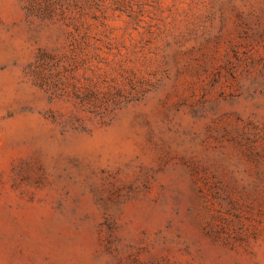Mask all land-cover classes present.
<instances>
[{
	"label": "rangeland",
	"instance_id": "obj_1",
	"mask_svg": "<svg viewBox=\"0 0 264 264\" xmlns=\"http://www.w3.org/2000/svg\"><path fill=\"white\" fill-rule=\"evenodd\" d=\"M0 264H264V0H0Z\"/></svg>",
	"mask_w": 264,
	"mask_h": 264
}]
</instances>
